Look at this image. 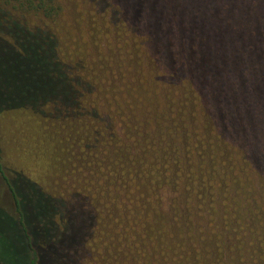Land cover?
I'll list each match as a JSON object with an SVG mask.
<instances>
[{
    "label": "trees",
    "instance_id": "trees-1",
    "mask_svg": "<svg viewBox=\"0 0 264 264\" xmlns=\"http://www.w3.org/2000/svg\"><path fill=\"white\" fill-rule=\"evenodd\" d=\"M94 1L134 38L101 42L104 18L61 17L55 0H0V178L13 204L0 205V264H264V0ZM160 69L172 83L152 79ZM201 102L249 180L174 234L151 214L204 191L229 149ZM189 121L213 147L198 168Z\"/></svg>",
    "mask_w": 264,
    "mask_h": 264
},
{
    "label": "rangeland",
    "instance_id": "rangeland-1",
    "mask_svg": "<svg viewBox=\"0 0 264 264\" xmlns=\"http://www.w3.org/2000/svg\"><path fill=\"white\" fill-rule=\"evenodd\" d=\"M55 1L59 7V11L61 9V17H67L68 19L72 21H75V19L79 16L84 17L87 20V23H89L91 18L95 19V21L99 19V17L104 18L105 19L104 22L107 23L106 28L103 30L104 35L102 33L97 34L98 36L100 35L99 39L101 42L105 43L107 40L114 41L116 39V35H118L119 33L124 34L122 35L124 36L125 41L129 40V38H132V39L134 38L132 34L130 33L129 27L126 24L122 25L123 31L121 32L119 31V27L118 25H116V22L114 21L112 14L110 13L111 8L109 4L103 9H100L99 8L101 7L100 3H98V1L96 3L94 0H55ZM25 19L32 20L30 16H25ZM64 20L68 24V21L66 19ZM35 23H38V21H35ZM86 26L87 24L85 25V27ZM69 30L70 31L72 30V25L69 26ZM125 41L123 43H118L117 49H118V53L121 56H125V52H124L125 47H128ZM139 42H140V45L138 46V48L144 49V54L147 55L145 45L139 39H137L135 47L137 46ZM108 46L114 48L115 45L110 44ZM4 54L5 52L0 50V96L2 94L1 90L6 86V79H5L6 75L2 74V69H1V65L4 61L3 60ZM144 54H143V57L145 60H147ZM155 76L157 79L154 77L152 79L157 80L159 85L163 84V81L170 82V83L173 82V78L169 77V75H167L161 69H160V73L155 74ZM147 82H148V77L146 80L145 79L142 80L143 88L148 87L146 85ZM11 84H8V86H10ZM19 84L21 86L25 85V83L22 80L19 81ZM30 85H32V83ZM171 92L173 91H169L168 99L175 98L176 95L178 94V91L177 92L174 91L173 94ZM0 102H1V98H0ZM201 107L203 109L204 114L206 113V121L208 122L207 127L209 129L213 127L214 129H216L218 133L217 129L219 128H217V126L214 124L215 121L211 122V120L208 119L209 112L206 108L205 103L201 102ZM5 122L8 123V121H5ZM189 123L194 124L192 121H189ZM193 127L197 129H201V132L194 131L195 138L192 137L190 139L191 150L189 154L186 156L185 150L187 148H186L185 139L183 136L181 137L182 141L180 143H177V149L175 147L176 149L175 151H177V153L181 156V158L183 155H185L187 157L186 163L190 162L192 168H195V167L198 168L202 164L198 160L199 155H198L197 150H200L203 148L204 151H202V153L207 158L208 156L211 155V151H213L211 149H213V147L211 146V143L209 142L210 137L203 130L201 122L198 125L194 124ZM203 134H206L207 136H204ZM218 134L220 137L226 138V136L224 137L222 132ZM1 139L3 138L0 134V154H2L1 151L3 152L4 150V146L1 145L3 144ZM254 139H255L254 140L255 143L253 145L256 146V144L260 143L258 142L260 140H257V138L255 137ZM226 145L228 146L229 149L228 150L223 149L224 151L223 158H221L224 161L223 168L217 174L213 175L212 177H209L207 179L208 181H206L204 184H200L201 186H204L203 187L204 191H201L197 194L195 193L194 189H191L190 192L185 193L179 199H173L165 206L158 208L157 210L158 212L151 214V216H153L152 218H155L161 224V226L168 227L174 231L173 232L174 234H178L182 230H185V228H187L188 225L194 224L198 219L202 218L204 215V211L207 208H209V202L217 198L220 195L219 193H221V197H223L222 194H226V196L235 194L233 190L234 187H237L238 183H241V182L243 184L246 183V179L249 174L247 170L249 169H248V164L244 160L241 151L237 148L238 146H234V145L231 146L227 138H226ZM171 147L173 148V145L170 144L168 148H171ZM214 150L218 151L216 147L214 148ZM1 159H3L2 155H1ZM185 160L186 158L181 159L178 162L179 165H183ZM3 161L7 163L8 160L4 159ZM210 165L211 163L208 162V165L206 168L209 169ZM171 166H173V164H171ZM248 180L249 179H247V181ZM177 183L178 184L180 183L179 179L177 180ZM162 193L163 191H161V195ZM166 195L172 196L173 193L166 192ZM23 201L25 203L24 206L28 211V218L29 220L32 221L35 230H37L36 226H37L38 221L36 217L37 215L41 217L43 215L39 214V211L33 207L34 202L32 198H30L28 195L24 194ZM253 202L254 201H252V203ZM241 203L243 204L242 200H241ZM246 203H249V202L246 200ZM0 205L5 206V208H7L10 212L13 213V204L11 203L9 195L5 194V184L1 182V178H0ZM36 207L39 208L38 206ZM240 209L244 210V208H240ZM43 219L44 220H41L42 222L41 225H43V228L46 230L47 229L46 224H48V219L45 216H43ZM36 238H38V233L36 234ZM128 239H129V229L127 232L126 242ZM4 244L5 242L3 241L2 246ZM61 246L63 247L65 245H63L62 243L60 244V247Z\"/></svg>",
    "mask_w": 264,
    "mask_h": 264
}]
</instances>
